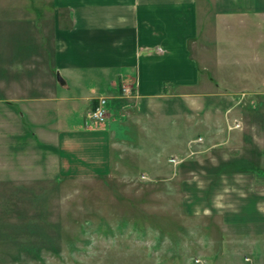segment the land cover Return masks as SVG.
Instances as JSON below:
<instances>
[{
    "label": "rangeland",
    "instance_id": "374dc122",
    "mask_svg": "<svg viewBox=\"0 0 264 264\" xmlns=\"http://www.w3.org/2000/svg\"><path fill=\"white\" fill-rule=\"evenodd\" d=\"M0 11V30L7 29L10 20L15 26L19 22L17 44L28 46L37 35L42 38L38 50L45 48L42 25L52 15L48 0H0ZM208 56L201 54V66ZM214 63L216 85L205 86L203 75L196 92L182 87L140 103L123 98V107L111 114L123 120L127 137L122 136V148L112 151L105 175L104 164H85L98 175L58 174L55 162L46 156L50 153L37 147V140L18 139L11 110L1 105L0 264H213L206 263L207 221L189 209L190 199L205 192V166L246 159L259 168L256 181L264 183V86L260 92L236 81L233 61ZM58 75L63 79L53 72L57 84ZM125 87L129 85L120 86L119 95H132ZM77 106L65 117L61 110L54 111L58 121L64 118L54 124L57 133L83 127L79 116L85 101L78 100ZM29 121L22 119V133L34 130ZM107 134L102 133L98 144L101 156L106 154ZM234 175L229 188L240 193L254 177ZM222 186L219 195L227 188ZM209 221L211 231L220 232V224ZM223 250L218 255L229 263L249 264V258L234 255L230 245ZM258 250L264 257V237Z\"/></svg>",
    "mask_w": 264,
    "mask_h": 264
},
{
    "label": "crops",
    "instance_id": "0c3cea01",
    "mask_svg": "<svg viewBox=\"0 0 264 264\" xmlns=\"http://www.w3.org/2000/svg\"><path fill=\"white\" fill-rule=\"evenodd\" d=\"M48 1L52 15L42 25V36L47 40L44 49L38 50L37 42L42 47V38L37 35L28 46L16 43L19 22L15 26L10 20L7 29L0 30V106L11 110L18 139L37 140L36 146L50 153L46 156L55 162L58 174L98 175L85 164H104L103 175L110 172L112 151L122 148V136L127 137L122 131L123 120L111 114L120 111L123 98L140 103L182 87L196 92L203 75L208 80L205 86L216 85L212 78L218 66L213 62L221 59L235 62L237 73L232 76L236 81L260 92L264 86V0ZM2 24L4 17L0 16ZM203 53L210 56L201 66ZM226 69L223 64L222 70ZM56 70L63 83H56ZM207 71L211 73L206 75ZM124 84L129 85L132 95H119ZM100 96L106 97L107 117L91 124L85 113ZM80 99L86 104L79 116L83 127L80 124L57 133L54 124L64 118L58 121L52 116L54 111L61 110L65 117L78 107ZM24 117L34 130L21 132ZM106 132L107 150L101 156L98 144ZM230 160L205 166V192L194 194L189 201L191 214L207 221L206 263L235 264L218 255L228 244L234 255L244 253L247 263L264 264L258 250L264 237V183L256 181L259 168L250 161ZM237 173L254 176L253 181L244 183L241 193L229 188ZM222 184L227 188L219 195ZM209 220L220 224V232L211 231Z\"/></svg>",
    "mask_w": 264,
    "mask_h": 264
},
{
    "label": "built area",
    "instance_id": "2783aa9c",
    "mask_svg": "<svg viewBox=\"0 0 264 264\" xmlns=\"http://www.w3.org/2000/svg\"><path fill=\"white\" fill-rule=\"evenodd\" d=\"M124 91H130L129 87H125ZM106 98L104 96H100L96 99V104L93 108L89 109L85 113L86 120L91 124H98L103 122L107 117V109H106ZM173 162H178V158L173 157Z\"/></svg>",
    "mask_w": 264,
    "mask_h": 264
},
{
    "label": "water",
    "instance_id": "95a60500",
    "mask_svg": "<svg viewBox=\"0 0 264 264\" xmlns=\"http://www.w3.org/2000/svg\"><path fill=\"white\" fill-rule=\"evenodd\" d=\"M57 79H58V81H59L60 83H63V82H64V81L60 78L59 75L57 76Z\"/></svg>",
    "mask_w": 264,
    "mask_h": 264
}]
</instances>
